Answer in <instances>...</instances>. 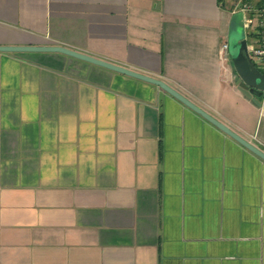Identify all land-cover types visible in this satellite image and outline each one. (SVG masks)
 Returning a JSON list of instances; mask_svg holds the SVG:
<instances>
[{"label":"crops","instance_id":"crops-1","mask_svg":"<svg viewBox=\"0 0 264 264\" xmlns=\"http://www.w3.org/2000/svg\"><path fill=\"white\" fill-rule=\"evenodd\" d=\"M239 2L0 0V47L159 79L264 151ZM0 264H264V160L157 85L0 51Z\"/></svg>","mask_w":264,"mask_h":264},{"label":"water","instance_id":"water-1","mask_svg":"<svg viewBox=\"0 0 264 264\" xmlns=\"http://www.w3.org/2000/svg\"><path fill=\"white\" fill-rule=\"evenodd\" d=\"M234 29V28H233ZM242 29L245 32L246 37V31L244 27ZM248 42L247 39L244 38L241 40L240 43H236L235 46L232 49L231 56L232 60L235 66V69L237 71V74L239 76V79L237 81V87L241 93H243L246 97L251 99L255 104L258 106L264 105V73L256 68V66L252 63L248 51H247ZM0 51L5 52H57L62 53L80 60H84L86 62L105 67L107 69L152 83L154 85L159 86L161 89L169 93L174 98L181 101L183 104H185L187 107L201 115L203 118H205L207 121L218 127L221 131L235 139L237 142H239L241 145H243L245 148L259 156L261 159L264 160V151L244 139L243 137L239 136L235 132H233L229 127L224 125L223 123L216 120L214 117L197 107L195 104H193L191 101H189L187 98H185L183 95H181L179 92L171 88L169 85H167L164 81H161L159 79L153 78L151 76L145 75L143 73H139L136 71H132L129 69H126L124 67L109 63L107 61H103L101 59H98L96 57L86 55L84 53H80L77 51H74L72 49L62 47V46H42V47H0Z\"/></svg>","mask_w":264,"mask_h":264},{"label":"built area","instance_id":"built-area-1","mask_svg":"<svg viewBox=\"0 0 264 264\" xmlns=\"http://www.w3.org/2000/svg\"><path fill=\"white\" fill-rule=\"evenodd\" d=\"M238 10L243 15L249 57L256 68L264 73V7L257 8L253 3L240 0ZM252 32L256 37H251ZM228 47V44L223 45L221 55L227 54ZM254 140L257 138L254 137Z\"/></svg>","mask_w":264,"mask_h":264},{"label":"rangeland","instance_id":"rangeland-1","mask_svg":"<svg viewBox=\"0 0 264 264\" xmlns=\"http://www.w3.org/2000/svg\"><path fill=\"white\" fill-rule=\"evenodd\" d=\"M245 37V32L242 29L241 24H237V26L232 29L231 35L229 38V43L228 46L230 47V51L232 52L233 47L235 46L236 43H240L241 40H243Z\"/></svg>","mask_w":264,"mask_h":264},{"label":"trees","instance_id":"trees-1","mask_svg":"<svg viewBox=\"0 0 264 264\" xmlns=\"http://www.w3.org/2000/svg\"><path fill=\"white\" fill-rule=\"evenodd\" d=\"M243 2H250L253 3L257 8L264 7V0H243ZM251 37H256V34L252 33Z\"/></svg>","mask_w":264,"mask_h":264}]
</instances>
